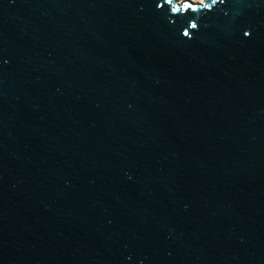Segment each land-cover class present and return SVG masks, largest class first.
Segmentation results:
<instances>
[{
  "label": "water",
  "instance_id": "obj_1",
  "mask_svg": "<svg viewBox=\"0 0 264 264\" xmlns=\"http://www.w3.org/2000/svg\"><path fill=\"white\" fill-rule=\"evenodd\" d=\"M193 3L0 0V264H264V0Z\"/></svg>",
  "mask_w": 264,
  "mask_h": 264
},
{
  "label": "snow or ice",
  "instance_id": "obj_2",
  "mask_svg": "<svg viewBox=\"0 0 264 264\" xmlns=\"http://www.w3.org/2000/svg\"><path fill=\"white\" fill-rule=\"evenodd\" d=\"M223 3V0H211V4L209 3H205L204 0H199L200 5H202L203 8L205 9H209L211 6L215 5L216 3ZM163 3L170 6V10L172 13H177V12H182L185 9H191L192 11H196L197 10V4L193 3V2H188V0H183L181 6L178 8L176 6V3L173 2V0H163ZM177 3H180V0H177ZM155 7L156 8H160L161 7V3L160 2H156L155 3ZM187 28L193 29L196 28L195 24L189 23L187 25ZM183 36H188L189 33L187 31V29L182 33ZM243 35L245 37L249 36V32L248 31H243Z\"/></svg>",
  "mask_w": 264,
  "mask_h": 264
},
{
  "label": "bare ground",
  "instance_id": "obj_3",
  "mask_svg": "<svg viewBox=\"0 0 264 264\" xmlns=\"http://www.w3.org/2000/svg\"><path fill=\"white\" fill-rule=\"evenodd\" d=\"M190 2H199V0H190Z\"/></svg>",
  "mask_w": 264,
  "mask_h": 264
},
{
  "label": "rangeland",
  "instance_id": "obj_4",
  "mask_svg": "<svg viewBox=\"0 0 264 264\" xmlns=\"http://www.w3.org/2000/svg\"><path fill=\"white\" fill-rule=\"evenodd\" d=\"M183 0H180V3L179 4H182ZM188 2H190V0H188Z\"/></svg>",
  "mask_w": 264,
  "mask_h": 264
}]
</instances>
